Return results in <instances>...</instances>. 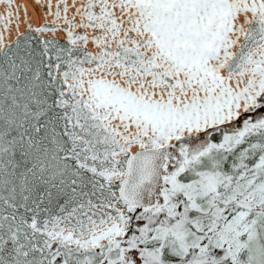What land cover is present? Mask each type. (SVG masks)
<instances>
[{"label": "snow or ice", "instance_id": "1", "mask_svg": "<svg viewBox=\"0 0 264 264\" xmlns=\"http://www.w3.org/2000/svg\"><path fill=\"white\" fill-rule=\"evenodd\" d=\"M36 2L0 0V264H264V0Z\"/></svg>", "mask_w": 264, "mask_h": 264}, {"label": "bare ground", "instance_id": "2", "mask_svg": "<svg viewBox=\"0 0 264 264\" xmlns=\"http://www.w3.org/2000/svg\"><path fill=\"white\" fill-rule=\"evenodd\" d=\"M68 2L71 3V0H68ZM15 3L24 5L34 23L37 22L38 16L42 15L39 11L40 5L36 2V0H15ZM23 27L24 25L21 24V30H23Z\"/></svg>", "mask_w": 264, "mask_h": 264}]
</instances>
